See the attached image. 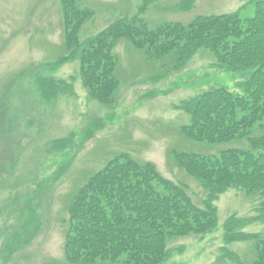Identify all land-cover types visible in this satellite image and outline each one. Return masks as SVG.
I'll return each mask as SVG.
<instances>
[{
  "label": "rangeland",
  "instance_id": "1",
  "mask_svg": "<svg viewBox=\"0 0 264 264\" xmlns=\"http://www.w3.org/2000/svg\"><path fill=\"white\" fill-rule=\"evenodd\" d=\"M181 1L186 0L151 1L140 16L155 28L244 5L243 18L255 12L252 0H194L187 11L179 9ZM78 2L94 16L79 31L76 57L60 63L65 48L60 0H0V264L64 263L69 199L119 152L153 162L165 177L185 183L202 204L204 189L172 162V147L217 155L245 144L189 141L178 132L189 122L176 108L181 101L220 86L242 93L238 83L250 74L218 69L206 49L173 69L120 39L114 49L120 79L116 102L109 107L90 98L80 74L86 40L138 14L145 0ZM38 80H53L60 90L45 97ZM259 197L237 188L222 193L215 201L218 227L203 236L172 238L169 246L183 251H174L163 264H253L251 243L225 242L223 224L232 214L252 215ZM244 231L264 233V223H250Z\"/></svg>",
  "mask_w": 264,
  "mask_h": 264
},
{
  "label": "trees",
  "instance_id": "2",
  "mask_svg": "<svg viewBox=\"0 0 264 264\" xmlns=\"http://www.w3.org/2000/svg\"><path fill=\"white\" fill-rule=\"evenodd\" d=\"M151 1L145 0L138 14L118 19L86 40L80 74L90 98L109 107L116 102L120 79L114 49L120 39L129 40L150 61L165 59L162 65L173 69L206 49L218 69L250 74L238 83L242 93L220 86L181 101L176 108L189 122L178 132L189 141L245 144L217 155L172 147V162L204 189L202 204L185 183L165 177L153 162L119 152L72 193L61 264H163L174 251H183L169 246L172 238L203 236L218 227L215 201L231 188L260 200L252 215L232 214L225 220L224 240L250 242L253 264H264V233L244 231L250 223H264V0L251 1L255 12L248 18L241 16L244 5L230 13L199 15L187 24L171 21L149 28L140 15ZM60 4L65 48L57 61L62 63L76 57L79 31L94 10L78 0ZM178 5L187 11L195 2ZM38 85L48 98L60 90L53 80H38Z\"/></svg>",
  "mask_w": 264,
  "mask_h": 264
}]
</instances>
